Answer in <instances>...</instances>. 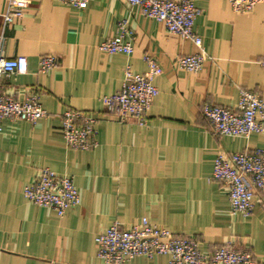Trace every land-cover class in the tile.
Segmentation results:
<instances>
[{"label": "crops", "instance_id": "obj_1", "mask_svg": "<svg viewBox=\"0 0 264 264\" xmlns=\"http://www.w3.org/2000/svg\"><path fill=\"white\" fill-rule=\"evenodd\" d=\"M23 16L4 25L0 0V55L25 57L27 72L0 81V93L23 103L36 94L46 116L31 124L4 120L0 131V264H104L97 237L113 223L129 227L146 218L176 238H195L199 251L248 252L264 264V200L252 213L232 214L226 186L211 180L218 153L264 148V135L217 137L200 113L204 104L235 108L245 89L264 100V3L245 14L225 0H193L199 10L194 32L207 55L201 70L187 72L178 57L198 52L144 18L123 0H89L84 10L59 0H27ZM126 20L133 31L129 56L105 54L98 45ZM162 70L158 93L143 126L119 122L101 98L120 90L124 71L143 74V57ZM44 56L58 66L39 70ZM79 111L95 119L96 147L67 148L61 115ZM72 179L78 206L58 217L29 202L23 189L41 169ZM166 255L135 257L127 264H168Z\"/></svg>", "mask_w": 264, "mask_h": 264}, {"label": "built area", "instance_id": "obj_2", "mask_svg": "<svg viewBox=\"0 0 264 264\" xmlns=\"http://www.w3.org/2000/svg\"><path fill=\"white\" fill-rule=\"evenodd\" d=\"M62 4L84 10L89 0H59ZM126 5L139 10L147 19L162 23L171 35L190 40L198 49L193 55L178 57L175 65L187 72L201 70L207 55L203 51L200 37L194 32L195 19L199 10L193 0H123ZM232 11L238 14L251 12L264 0H225ZM27 0H6L3 14L4 25L22 18L28 7ZM133 31L126 20L117 23V33L98 45L102 53L129 56L132 51ZM143 61L147 70L143 74L133 73L128 67L124 71L119 91L101 98L106 111L119 122L133 120L143 126L147 113L158 91L153 84L162 74L156 61L145 55ZM264 70V51L259 61ZM58 66L54 56H44L39 70L47 72ZM25 57L5 59L0 55V81L11 75L27 72ZM201 116L208 121L211 132L217 137L249 138L252 134L264 135V100L255 92L241 90L235 108L204 104ZM46 116L36 94L30 95L23 103L0 93V131L4 120H20L31 124ZM95 119L79 111L67 110L61 115V134L67 148L88 151L96 147ZM211 180L227 188L230 212L248 217L252 213L253 198L256 194L264 200V148L245 149L239 153L217 154ZM24 197L34 205L53 210L63 217L67 210L78 206L79 193L70 177L59 175L44 168L35 179L23 189ZM97 256L104 264H127L135 257L152 259L166 255L168 264H258L248 252L233 248H219L209 255L199 251L195 238H176L163 227L153 225L146 218L129 227L113 223L96 239Z\"/></svg>", "mask_w": 264, "mask_h": 264}]
</instances>
